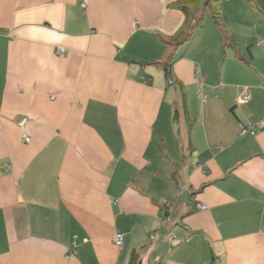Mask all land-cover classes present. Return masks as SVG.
I'll return each instance as SVG.
<instances>
[{"label":"crops","instance_id":"0c3cea01","mask_svg":"<svg viewBox=\"0 0 264 264\" xmlns=\"http://www.w3.org/2000/svg\"><path fill=\"white\" fill-rule=\"evenodd\" d=\"M177 1L0 0V264H264V0Z\"/></svg>","mask_w":264,"mask_h":264},{"label":"rangeland","instance_id":"374dc122","mask_svg":"<svg viewBox=\"0 0 264 264\" xmlns=\"http://www.w3.org/2000/svg\"><path fill=\"white\" fill-rule=\"evenodd\" d=\"M191 16L188 18L189 24H185L183 31L179 34V39L184 40L186 39L190 34L189 32L192 30V27L195 23H197L200 20V17H203L204 22L203 26L205 24L206 18L212 22L209 23V28L207 30L208 36L212 34L213 28L211 26H215L219 30H221L220 27L213 21L212 17L214 14L219 13L221 14L220 17L222 18L223 23V30L229 31L232 35L239 33L238 27L243 28V25L241 23L247 22L249 25V30L251 32H261L263 30V23H259V27L255 28L256 22H258L259 18L257 17V14L261 16V10L259 7L256 6L255 0H201V4L198 7L197 10L193 11V8H191ZM233 19V23H235V27L230 26V23L226 19ZM235 19L238 22H235ZM213 24V25H212ZM233 25V24H232ZM254 25V27H253ZM202 26V27H203ZM212 28V29H210ZM238 30V31H237ZM258 30V31H255ZM191 36V35H190ZM239 41V39H237ZM190 43V42H188ZM196 51H202L203 47L201 45L197 44L195 47ZM188 47H186L183 51H187ZM140 264V263H139Z\"/></svg>","mask_w":264,"mask_h":264},{"label":"trees","instance_id":"16d2710c","mask_svg":"<svg viewBox=\"0 0 264 264\" xmlns=\"http://www.w3.org/2000/svg\"><path fill=\"white\" fill-rule=\"evenodd\" d=\"M200 4H201V0H178L177 3H176L178 9L182 13H184V15L186 16L187 19L190 18L191 14H192L191 8H193V11H195V10L198 9ZM220 15L221 14L216 13L212 17V19L218 25V27L221 28L222 33H224L222 18L220 17ZM203 19H204L203 17H200V20L197 23L194 24V26L192 27V30L190 32L191 37H192L193 32L195 31V29H199V28H201L203 26V22H204ZM190 35H189V37H190ZM189 37L187 39H189ZM187 39L185 41H187ZM170 67H171V65H169V64L165 67V72H166V75L168 77L171 75V68ZM135 260H136V255L133 254L131 264H133V262Z\"/></svg>","mask_w":264,"mask_h":264},{"label":"built area","instance_id":"2783aa9c","mask_svg":"<svg viewBox=\"0 0 264 264\" xmlns=\"http://www.w3.org/2000/svg\"><path fill=\"white\" fill-rule=\"evenodd\" d=\"M82 7H84V5ZM258 45L262 46V47L264 46L263 42H259ZM58 54L60 56H63V52H61V51H59ZM249 99H250V96L248 94H244L243 96H241L240 98H237L235 100V104L238 106L243 105V104L247 103L249 101ZM260 126L264 127V123H262ZM255 131H256V128L252 125L244 126L242 128L240 135L241 136H245L248 134L249 135H255ZM24 140L29 141L30 139L26 137ZM199 208L201 210H204V211L207 210L206 205H199ZM123 243H124V234H122V233L116 234V236L114 238V244L118 247H122Z\"/></svg>","mask_w":264,"mask_h":264}]
</instances>
